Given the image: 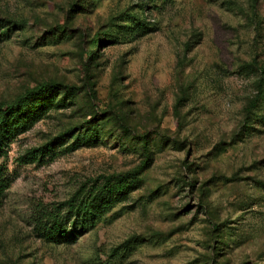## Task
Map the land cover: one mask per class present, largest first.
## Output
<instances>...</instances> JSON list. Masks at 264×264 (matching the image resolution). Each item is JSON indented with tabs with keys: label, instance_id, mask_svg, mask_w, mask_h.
Returning <instances> with one entry per match:
<instances>
[{
	"label": "rangeland",
	"instance_id": "rangeland-1",
	"mask_svg": "<svg viewBox=\"0 0 264 264\" xmlns=\"http://www.w3.org/2000/svg\"><path fill=\"white\" fill-rule=\"evenodd\" d=\"M47 83L83 92L0 160V264H264V0H0V103ZM145 138L139 183L71 238L67 204L137 168Z\"/></svg>",
	"mask_w": 264,
	"mask_h": 264
},
{
	"label": "trees",
	"instance_id": "trees-1",
	"mask_svg": "<svg viewBox=\"0 0 264 264\" xmlns=\"http://www.w3.org/2000/svg\"><path fill=\"white\" fill-rule=\"evenodd\" d=\"M22 24L17 22H10V25L3 28L2 35H7L10 30L20 29ZM6 33V34H5ZM99 40L95 43L98 46ZM90 58H93L94 54L88 52ZM262 81V78H261ZM258 89H262L259 85ZM83 91L78 87L65 86L62 84L47 83L39 86H35L27 89L21 96L15 101L5 104L0 103V160L7 157L8 146L10 141L21 132V128L26 125H32L45 111L54 105L55 96L62 95L61 100L65 105L67 100H71L73 97L80 95ZM264 95L258 94L252 100V110L254 111L263 101ZM105 119H101L100 122H104ZM101 124L95 127V125L86 126L85 130L78 141L80 142H95L99 139V128ZM125 128V127H124ZM128 133V132H127ZM69 138L73 137V133L70 131L66 134ZM66 135H61L59 138L52 140L49 144L38 150H34L28 154L29 159H36L40 156L43 158L45 155H49L55 146L56 141H62ZM127 134L126 137H129ZM153 142V141H152ZM141 151L144 160L134 170L114 174L105 179L104 184L99 190L88 193L84 199H82L78 205H75L74 201H70L68 205V221H73L70 226V237L73 239L78 238L77 225L80 223V233L87 232L89 228L94 225L96 215L102 213V210L107 207V202L119 194H124V191L128 188H135L139 181L136 177L141 175L148 167L152 159V145L145 138L141 139ZM11 178L9 176L8 169L5 165L0 164V196L10 187ZM61 223V222H60ZM54 220V224H51L49 230H46L48 235L58 236L59 230H61V224ZM55 231V232H54Z\"/></svg>",
	"mask_w": 264,
	"mask_h": 264
}]
</instances>
